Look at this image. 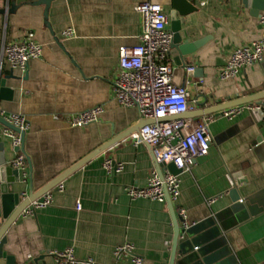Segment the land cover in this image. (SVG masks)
Here are the masks:
<instances>
[{
    "label": "crops",
    "instance_id": "obj_1",
    "mask_svg": "<svg viewBox=\"0 0 264 264\" xmlns=\"http://www.w3.org/2000/svg\"><path fill=\"white\" fill-rule=\"evenodd\" d=\"M144 1L162 4L171 29L173 0H52L48 10L41 0H0V78L13 90L10 97H0V111L28 119L25 155L31 162L19 169L18 178L13 166L18 152L0 121V143H7L0 153L13 167L0 170V176L7 183L19 179L15 190L36 196L112 143L56 183L51 204L20 214L11 224L4 249L21 263L56 264L50 252L73 248L80 260L115 264V248L131 243L142 264H170L175 227L168 201L132 199L126 191L145 186L157 165L151 146L129 138L149 120L136 107L121 105L114 93L120 46L140 43L142 15L135 7ZM191 1L196 9L177 18L183 40L202 43L184 60L177 62L171 53L170 60L174 83L198 99L185 116L199 117L210 114H203L208 108L264 91V60L233 78L219 75L236 47L261 38L264 11L254 15L242 0ZM69 27L75 34L63 37ZM29 31L43 44V54L30 60L23 75L10 65L4 46ZM190 66L193 73L187 71ZM97 105L104 108L97 122L74 127L65 119ZM209 128V152L181 174V195L173 203L179 223L178 210L185 208L192 226H198L186 243L192 252L204 249L213 264H264V210L250 217L227 211L234 189L245 199L264 188V113L245 110L233 119L218 115ZM107 158L122 162L123 170L108 174ZM61 183L63 190L57 187ZM221 213L230 230L221 228L216 217ZM120 264L134 262L128 257Z\"/></svg>",
    "mask_w": 264,
    "mask_h": 264
},
{
    "label": "built area",
    "instance_id": "obj_2",
    "mask_svg": "<svg viewBox=\"0 0 264 264\" xmlns=\"http://www.w3.org/2000/svg\"><path fill=\"white\" fill-rule=\"evenodd\" d=\"M135 9L142 15L143 31L140 43L136 46H120L118 73L114 81V93L118 102L126 107H136L143 119L149 120L139 131L130 134L135 143H146L152 148L156 166L151 170L145 186H130L126 188L132 199L147 198L165 202L167 197L176 202L181 195V174L191 171L195 160L209 152L212 141L210 123L221 115L233 119L245 110H256L264 113V97L223 109L219 114L210 113L199 117H188L184 114L192 109L191 93L185 86L174 83L170 53L173 44V32L169 29V15L162 4L151 1L139 3ZM262 25L261 38L236 47L219 75L222 79L235 77L241 69L263 62L264 60V12L259 15ZM75 30L69 27L63 31V37H71ZM5 55L12 68L23 75L27 73L29 62L43 54V44L36 39L33 31L26 32L19 40L4 46ZM194 67L187 68L193 73ZM104 112L102 105L82 110L66 121L74 127H83L100 120ZM0 116L6 121L27 130L30 123L26 116L19 113L0 111ZM59 119L58 116H55ZM4 132L11 138L14 148H20L21 135L5 126ZM18 154L13 166L26 168V155L17 150ZM174 163L178 173H174L168 164ZM107 173L114 175L123 170L124 164L113 158H107L103 163ZM160 166V167H159ZM60 190L64 184H59ZM43 201L34 200L21 214H32L36 208L47 206L53 202L51 190L43 196ZM243 201V199H241ZM77 209L81 204L77 203ZM181 219L180 227L187 229L192 224L185 208L178 210ZM115 264L130 257L134 264H142L143 259L136 254L135 246L124 243L114 250ZM56 264H99L93 258L80 260L75 256L73 248L50 252Z\"/></svg>",
    "mask_w": 264,
    "mask_h": 264
},
{
    "label": "water",
    "instance_id": "obj_3",
    "mask_svg": "<svg viewBox=\"0 0 264 264\" xmlns=\"http://www.w3.org/2000/svg\"><path fill=\"white\" fill-rule=\"evenodd\" d=\"M52 0H41V2L45 3L48 6L50 5ZM243 4L251 8L252 14L259 15L261 11H264V0H242ZM196 6L191 0H173V10L171 12V29L174 35L173 44L171 54L176 57V61L184 60L185 56L192 55L197 47L201 45V41L199 42H189L188 40H183L182 31V22L181 19L177 18V14L179 13L182 16L187 15L191 11L195 10ZM13 90L6 85V79L0 78V97H10ZM264 97V91L259 92L256 94H252L249 96H245L235 100L234 102H225L213 108H208L204 110V113H211L215 112L219 114L223 109L242 104L248 101H252L258 98ZM185 115V114H184ZM0 121H2L5 126L13 129L14 131L20 133L21 135V146L20 148H15L16 150H21L25 153V138H26V131L21 130L19 127L14 126L13 124L6 121L3 117L0 116ZM125 136V135H124ZM122 136V137H124ZM114 142V141H113ZM109 143L98 150L92 152L89 156L81 160L79 163L75 164L60 176H58L54 181L47 184L41 192L33 196V194H29L25 196V192H21L20 190H15L14 182H18L17 179H14V182L7 183L2 176H0V264H26L19 262L15 256L10 255L4 249L5 244L7 243L6 232L11 224L19 217V215L27 208L34 200L43 201V194L50 190L56 183L64 179L67 175L72 173L74 170L85 164L89 159L96 156L99 152L103 149L108 147ZM7 145L6 142L0 143V151L5 150V146ZM26 164L29 166L31 165L30 158L26 155ZM7 159L5 158V154L0 153V169L1 171L9 170L13 168L12 166H8ZM169 168L172 172L178 173L180 172L179 169L176 168L174 163L168 164ZM160 167V166H159ZM16 174L19 178V169H15ZM233 198V204L227 211H238L237 216L240 217L244 212L247 214L248 217L256 215L260 211L264 210V188L247 196L243 201H241V196L237 190H233L231 193ZM167 201L169 203L172 217L174 221L175 227V236L173 240V247L172 253L170 257V264H213L214 262L211 259H208L204 255V249L199 250V252H192V248H189L186 242L189 241L191 237H193L195 230L198 226H190L187 229H182L180 227L179 219L175 212V207L173 202H171L170 198L167 197ZM242 210V211H241ZM223 214H217L216 217L220 221L221 228L225 231L230 230L232 226L230 223L223 221ZM239 219V218H238ZM214 222L215 219L212 218ZM216 231H220L219 228ZM180 246V248H179ZM35 264H39L38 259L34 260ZM224 263H227L224 261ZM223 264V263H222Z\"/></svg>",
    "mask_w": 264,
    "mask_h": 264
}]
</instances>
